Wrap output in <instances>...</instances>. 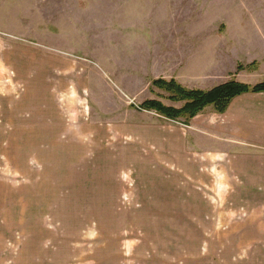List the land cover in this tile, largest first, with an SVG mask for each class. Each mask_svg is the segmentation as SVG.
<instances>
[{"label":"rangeland","instance_id":"rangeland-1","mask_svg":"<svg viewBox=\"0 0 264 264\" xmlns=\"http://www.w3.org/2000/svg\"><path fill=\"white\" fill-rule=\"evenodd\" d=\"M250 59H264V0H0V264H245L264 250L245 244L246 213L157 163V136L182 140L184 119L141 109H181L153 82L186 89L207 63L255 83ZM128 122L147 148L107 135Z\"/></svg>","mask_w":264,"mask_h":264},{"label":"crops","instance_id":"crops-1","mask_svg":"<svg viewBox=\"0 0 264 264\" xmlns=\"http://www.w3.org/2000/svg\"><path fill=\"white\" fill-rule=\"evenodd\" d=\"M254 63L257 66L252 70H257L256 75L260 76L259 79L252 84L240 81L237 76L244 73L240 72L236 76L235 82L248 85L263 82L264 59L246 61L247 66ZM209 65L207 63L202 68L206 70L205 72L194 74L192 81H185L187 85L184 86L190 90L207 92L227 83L228 78L237 72L236 69L223 72L225 67L221 66L218 68L220 74L217 77L208 70ZM191 69H199L197 56L191 58ZM259 71H263V73L260 74ZM216 78L221 79L216 82ZM111 126L115 130L111 128L106 132L107 135L112 134L111 138L115 142H124L127 139L130 143L135 139L130 145H136L139 151L147 148V145L151 143L144 138V134L135 133V128L130 122L118 125L117 128L113 123L109 124V127ZM186 128L188 130L186 132L189 133L183 132L182 140L173 138L165 130L159 133L156 140L153 137L149 138L155 140L156 150H159L162 157L156 162L163 165L165 156L171 162V167L180 171L183 178L197 184L196 191L199 194H208L215 199H222V204H231L246 213V220L242 221V225H240L241 231L248 230L249 236H247L245 244L256 245L257 248L263 246L264 93H246L236 97L223 114H218L212 106H209L194 117L186 125ZM137 134L138 136H136ZM190 134L196 143H208L212 150L202 155L189 152L187 141ZM135 151L137 152L136 149ZM186 167H190V170H186ZM214 209L215 206L209 205L207 213H214ZM219 211L218 209L215 212ZM231 212L234 211L231 210ZM257 250L258 252L247 254L245 259L241 260L242 263L256 264L259 262V264H264V250Z\"/></svg>","mask_w":264,"mask_h":264},{"label":"trees","instance_id":"trees-1","mask_svg":"<svg viewBox=\"0 0 264 264\" xmlns=\"http://www.w3.org/2000/svg\"><path fill=\"white\" fill-rule=\"evenodd\" d=\"M153 84L159 89L168 92L170 94L169 100L182 101L185 104L181 109H174L165 107L160 102L150 100L145 102L141 109L153 110L159 115L173 121L183 118L185 124H188L209 106H212L218 114H223L236 97L246 93H264V81L253 86L229 81L207 92L200 90L188 91L175 81L165 82L159 79L154 81Z\"/></svg>","mask_w":264,"mask_h":264}]
</instances>
